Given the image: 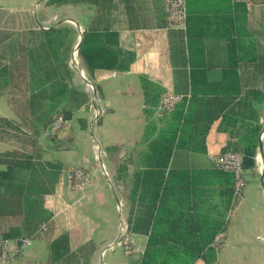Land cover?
I'll return each instance as SVG.
<instances>
[{
	"label": "crops",
	"instance_id": "obj_1",
	"mask_svg": "<svg viewBox=\"0 0 264 264\" xmlns=\"http://www.w3.org/2000/svg\"><path fill=\"white\" fill-rule=\"evenodd\" d=\"M166 7L167 0H0V120L6 122L0 126V153L37 151L44 160L71 170L84 168L89 175V182L79 188L70 184V170H63L54 191L44 198L54 219L52 239L68 234L69 256L53 262L47 238H32L25 246L20 239L9 241L10 249L17 250L10 264H142L147 234L131 233L132 252L117 241L128 231L126 194L144 151L141 78L175 93ZM187 7L184 34L191 92L236 102L249 91L250 98L256 97L253 106L261 126L256 166L246 170L241 194L235 195L233 188L229 206L221 197L225 189H218L212 202L197 197L194 208L222 215L226 231L218 246L213 243L214 251L205 249L192 264H264V0H251L250 7L238 0H187ZM63 24L75 31L70 68L82 32L94 42L102 38L117 55V50L134 55L128 71L96 69L93 83L99 87V102L92 99L75 110L65 137L69 144L60 135L49 142L45 132L52 105L64 97L59 85L63 74L47 31ZM60 54L63 63V46ZM72 70L68 87L82 86L80 73ZM65 104L57 103L58 109ZM197 129L183 136L189 148L174 151L173 168L217 169L212 155L232 139L228 126L214 121L203 134Z\"/></svg>",
	"mask_w": 264,
	"mask_h": 264
},
{
	"label": "trees",
	"instance_id": "obj_2",
	"mask_svg": "<svg viewBox=\"0 0 264 264\" xmlns=\"http://www.w3.org/2000/svg\"><path fill=\"white\" fill-rule=\"evenodd\" d=\"M73 31L67 24L47 31L50 50L53 57L58 59V68L63 74L59 85L63 86L64 97L56 101L58 105L64 101L66 104L61 109H58L57 103L52 105L45 132L58 115L66 120L61 130L64 132L75 110L88 101L92 102V93L84 89L86 82H83V87H68L67 82L74 74L68 63L73 49ZM170 31L175 93L183 94L184 98L173 109L161 110L160 102L165 88L142 76L144 151L140 168L135 170L126 194L128 231L149 236L142 264H192L203 255L205 249L214 251L216 235L226 231V221L222 215L196 210L194 203H198V196H207L212 202L219 193L218 189H225L221 197L224 204L229 206L233 197L234 175L219 169L201 171L173 168L171 161L174 151L189 148L183 143V136L190 131L192 133L191 128H198L197 131L203 134L214 121H218L220 126H228L226 130L235 139H229L221 152L242 154L243 165L250 170L256 166L261 130L258 111L253 106L256 97L250 98L251 92L247 91L246 96L236 102L233 99L223 102L219 98L200 97L191 92L185 34L176 28H170ZM61 46L64 47L63 63H60ZM115 50L108 48L102 38L94 42L87 32L83 34L78 55L82 68L92 82L96 69L129 70L134 55L121 50H117V55ZM94 85L99 93V87L96 83ZM160 121L164 122L161 128L158 126ZM5 123L0 120V126ZM59 134L47 137L56 139ZM190 147L197 149L199 145L191 144ZM65 169L71 170L72 167L44 160L37 151L11 149L0 153V241L47 238L53 262L69 256V235L52 239L53 214L44 206L45 196L54 191ZM199 190V195L192 197ZM185 203L189 205L185 206Z\"/></svg>",
	"mask_w": 264,
	"mask_h": 264
},
{
	"label": "built area",
	"instance_id": "obj_3",
	"mask_svg": "<svg viewBox=\"0 0 264 264\" xmlns=\"http://www.w3.org/2000/svg\"><path fill=\"white\" fill-rule=\"evenodd\" d=\"M245 2L248 7L251 6V0H238ZM167 21L169 28H176L182 30L184 33L187 31V0H167ZM75 53V52H74ZM76 55H74V58ZM77 58V57H76ZM83 70V68H82ZM84 72V71H83ZM84 77V82H86V87H88L92 93L93 101L96 100L97 97V89L94 83L89 80L88 76L85 72L82 74ZM184 98V95L174 93L173 91H166L161 98L160 109L161 110H170L173 109L176 104ZM98 112L96 113V117L98 116ZM66 120L62 115L56 116L49 124L47 135H56L61 132ZM214 160L215 167L219 170L230 172L234 175L235 184H234V192L235 195H240L244 185H245V173L246 168L243 165V155L238 152H217L212 155ZM67 177L70 184L76 187H84L89 182V175L85 171L84 168H75L67 172ZM225 237V233L222 231L218 233L214 240V245L218 246L223 238ZM24 245L30 243L29 238L23 239ZM118 244L124 245L128 252L133 251L132 246V236L128 231L124 232L120 240L117 241ZM113 244L108 246L111 248ZM107 247V248H108ZM17 254L16 249H10L9 241H0V260L1 264H10L13 257Z\"/></svg>",
	"mask_w": 264,
	"mask_h": 264
},
{
	"label": "rangeland",
	"instance_id": "obj_4",
	"mask_svg": "<svg viewBox=\"0 0 264 264\" xmlns=\"http://www.w3.org/2000/svg\"><path fill=\"white\" fill-rule=\"evenodd\" d=\"M79 58V57H78ZM80 61V60H79ZM70 65H71V68H73L74 70H76L77 72H79L80 73V75H81V69H79V63H78V59L75 57L71 62H70ZM82 66V65H81ZM82 71H84V70H82ZM81 79H82V82H84V77H82V75H81ZM87 90L89 91V90H91V89H89L88 87H87ZM99 98H98V96L96 97V102L98 103L99 102V100H98ZM99 111V110H98ZM95 116V115H94ZM68 132H71L70 131V127H68L66 130H64V133L63 132H61L59 135H60V137L61 138H63V140L66 142V144H69L70 142H68V141H66L65 140V137H67V133ZM68 134H70V133H68ZM58 137L59 136H57V138L56 139H58ZM49 142H52L53 140L52 139H49L48 140ZM12 250V249H11ZM15 258H17V256L15 255L14 257H13V259L12 260H14ZM11 260V261H12Z\"/></svg>",
	"mask_w": 264,
	"mask_h": 264
},
{
	"label": "water",
	"instance_id": "obj_5",
	"mask_svg": "<svg viewBox=\"0 0 264 264\" xmlns=\"http://www.w3.org/2000/svg\"><path fill=\"white\" fill-rule=\"evenodd\" d=\"M82 38H83V32L81 33L80 40H79L78 44L76 45V49H75V55H76V57H77V59H78L79 69H81V75H82L84 72L82 71V66H81V64H80V61H79V58H78V54H79V47H80V44H81V42H82ZM261 147H262V145H260V148H261ZM20 241H21V240H20Z\"/></svg>",
	"mask_w": 264,
	"mask_h": 264
}]
</instances>
